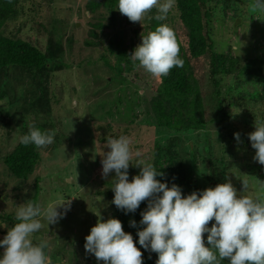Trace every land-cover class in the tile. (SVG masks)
I'll return each instance as SVG.
<instances>
[{
  "label": "rangeland",
  "instance_id": "obj_1",
  "mask_svg": "<svg viewBox=\"0 0 264 264\" xmlns=\"http://www.w3.org/2000/svg\"><path fill=\"white\" fill-rule=\"evenodd\" d=\"M47 1L19 0L16 6L20 14L1 27L3 33H9L11 37L36 43V36L43 37L47 23L58 16L61 19L56 35L60 37L65 50L63 58L66 68L50 75L45 96L47 99L38 96L41 106L34 108V111L24 107L27 99L24 98V83L28 78L24 74L18 75L22 78L21 85L15 89L16 81L11 79L15 75L13 69L0 71V156L10 151L17 141L16 135L28 124H40L43 131H55L53 143L38 148L40 160L27 180L19 182L10 176L0 161V196L3 197L0 200V214L10 213L16 218L19 206L31 203L43 209L60 198L64 201L71 200L70 210L64 218L48 227L47 222L42 220L45 227L32 237L34 244L47 242V254L54 255L51 258L52 264L102 262L87 253L84 244L85 237L97 223V215L100 214L103 218L102 222L107 221L112 218L115 207L112 203L114 192L111 190L115 173L102 177L101 161L104 153L110 150L107 148L109 138L126 136L130 140L133 165L130 164L128 169L129 182L140 173V168L136 167L137 161H142L143 166L152 164L153 156L158 157L154 151V143L162 144L164 150L167 144L175 142L174 149L181 164L178 165L176 161L177 170L171 177L175 180L178 178L179 183H176L182 190V196L192 192L199 194L210 188L211 184L226 183L228 180L238 196L257 194L256 180L264 182V165L253 159L255 149L251 147L248 135L255 131L257 121H264V13L246 11L247 4L253 0L238 1V7L234 8L225 3V0L221 6L214 0L210 1L212 17L209 29L214 50L227 52L228 56L234 55V60H230L234 69L215 77L219 80L218 87L226 102L233 103L229 107L225 105L232 116L227 121V132L221 135L230 142L220 145L216 140L218 132H203L208 133V136L203 137L205 139H202V144L209 141L211 150L207 152V148L199 147L194 153L195 161L192 164L189 162L187 168L186 154L189 152L181 138L175 139L173 135L160 138L162 134L157 135L152 126L139 123L141 113L133 123H129L122 112L117 116L103 115L104 110L109 107L108 103L103 104V100L113 96L118 86L115 81L106 82L113 74L102 58L105 57L109 63L114 60L107 46L112 35L117 33L125 43L131 41L136 45L142 37L153 31L150 26L155 21H158L157 27L161 24L174 27L177 24L175 10L172 8L165 20H157V10L153 9L143 21L132 23L127 22L125 16L120 14L118 5L113 6L114 15L110 20L106 7L100 6L90 13L85 9V0H50L49 4ZM96 22L101 25H92ZM68 38L69 42L66 40ZM86 40L92 44L86 46ZM43 45L44 41L38 43L40 47ZM249 59L255 76L242 73L241 67ZM199 79L203 85L202 94L206 97L211 88H207L205 70ZM207 101L209 107L206 108V117L211 112L209 98ZM107 123L112 129L105 132L104 125ZM13 124L16 132L12 133V139L9 140L6 136L11 133ZM234 133L240 134L239 142L234 138ZM103 135L108 139H102ZM170 157L176 160V155ZM165 162V165L170 164L168 160ZM213 164L218 169L215 176L210 171ZM220 172L223 180L217 177ZM243 183L248 185L245 191ZM57 210L63 211V208ZM18 222L17 219L12 223L0 221L7 225L0 227V240ZM214 223V220L210 221L208 227ZM207 235L208 233L203 234L206 247ZM134 243L139 250L143 249L138 239ZM3 253L4 248L0 247V258ZM222 264H229V261L224 260Z\"/></svg>",
  "mask_w": 264,
  "mask_h": 264
},
{
  "label": "clouds",
  "instance_id": "obj_2",
  "mask_svg": "<svg viewBox=\"0 0 264 264\" xmlns=\"http://www.w3.org/2000/svg\"><path fill=\"white\" fill-rule=\"evenodd\" d=\"M175 3L176 0H118V11L130 22L140 23L156 9L155 19L165 20ZM250 7L253 12L264 13V0H253ZM179 52L174 30L161 24L141 38V44L130 56L147 73L162 78L173 67L183 66ZM233 135L239 142L240 134ZM54 136V130L42 131L31 125L28 134L20 137V143L44 148L53 143ZM248 139L255 149L253 159L264 165V121L256 122L255 131ZM107 144L110 150L101 161L102 177L115 173L112 203L127 214L148 201L139 221L143 228L137 236L141 248L157 254L156 264H222L224 260L229 264H264V182L256 180L254 196H238L229 180L199 194L182 196L179 186L161 183L156 177L164 174L151 164L141 166L142 161L136 163L139 175L129 182L128 169L133 159L130 140L120 136L109 138ZM247 187L243 183L244 191ZM70 205L71 200L60 198L43 209L31 203L17 207L19 222L0 240V247L4 248L0 264H52L45 253L47 242L34 244L32 237L45 227L42 220L47 222V227L58 223ZM61 207L63 211H58ZM213 220L215 223L209 228ZM102 221L100 214L97 215V223L85 237V251L102 261L99 264H143V253L135 246L132 235L123 231L121 221L115 218ZM129 226L137 227V224L130 221ZM0 227L7 225L0 223ZM204 233H208V247Z\"/></svg>",
  "mask_w": 264,
  "mask_h": 264
},
{
  "label": "trees",
  "instance_id": "obj_3",
  "mask_svg": "<svg viewBox=\"0 0 264 264\" xmlns=\"http://www.w3.org/2000/svg\"><path fill=\"white\" fill-rule=\"evenodd\" d=\"M49 1H47L48 4ZM210 1L176 0L173 11L175 10L177 13V24L171 28L176 34L180 45L179 57L184 63L182 67H173L167 76L156 78L140 68L138 61H134L130 54L141 44V41H138L136 45L131 41L125 43L122 38L118 37L117 33L112 35L107 45L109 54L114 56L113 62L109 63L105 57H102L113 74L109 79H106V82L115 81L118 84L113 96L105 101L103 100V104L106 102L109 105L108 109L104 110L105 114L103 115L117 116L122 112L126 115L128 122L133 123L136 116L141 113L142 117L139 123L152 126L157 135L162 134L160 138L171 135L175 139L181 138L184 147L189 152L186 154V168L189 162L192 164L195 161L194 153L199 147L207 148V152L211 150L209 141L202 144V139H205L203 137L208 136V133L204 134L203 132L210 130L218 132L216 140L220 145L230 142L221 135L227 132V121L232 116L228 113L227 106H232L233 103L231 101L226 102L218 87L219 80L215 77L217 74H225V72L234 69L230 61L234 60L232 59L234 55L228 56L227 52L214 50V41L209 29L210 18L212 17ZM214 1L218 6L223 4V0ZM238 1L241 0H225L224 2L234 8L238 7ZM18 2L19 0H0V71L7 68L13 69L15 75L11 79L16 81L15 89L21 85L20 80L22 78L18 75L24 74L28 78L24 83V98H27L24 107L26 110L34 111V108L41 106V99L38 96L47 99L45 96L50 75L55 71L66 68L63 58L65 50L60 37L58 38V35H56L61 18L57 16V19L48 22L43 37L36 36L38 38L36 43L19 37H11L9 33H3L1 27L5 22L15 19L20 14L16 6ZM252 3L253 1H250L247 4L246 11L253 12L250 7ZM115 5H118V0H85V9L90 13H93L100 6L106 7L110 20L113 19L112 8ZM125 20L130 22L126 16ZM157 24L158 21H155L150 28H153L154 31ZM92 25L100 26L101 24L96 22ZM66 40L69 42L70 38ZM43 41L44 45L42 47L38 46V43ZM85 43L86 46L92 44L89 40H86ZM227 46L230 48L229 44ZM251 63V59L246 61L245 65L241 67L242 73L254 74V70H251ZM204 70L208 79L207 88H211L206 97L202 94L203 85L199 79ZM128 94H131V96H128ZM207 98H209L211 104V112L206 117V108L209 107ZM140 107H142L141 110ZM112 109L114 112H112ZM31 125H35L43 131L40 124H28L20 131V134L16 135L17 141L10 151L4 152L0 156L5 171L19 182L25 181L28 175L33 173L40 160L38 148L34 145L25 146L20 143V137L28 134ZM111 129L112 126L108 123L104 125L105 132L111 131ZM15 130L13 124V129L6 138L12 139V133ZM101 138L108 139L105 135ZM188 142L192 144L190 145ZM153 147L158 157L153 156L151 165L164 174L163 176H157L156 179L161 183L168 184L169 187L172 184L178 185V178L175 180L171 177L177 170L176 161L178 165L181 164V159L174 149L175 142L167 144L164 150L159 142L154 143ZM159 154L162 155L159 156ZM165 155L168 157H164ZM174 155H176V160L170 157ZM165 160H168L170 164L165 165ZM210 171L215 176L218 169L213 164ZM217 177L223 180L221 172ZM217 184H211L210 188H214ZM2 199L3 197L0 196V200ZM147 204L148 201L146 200L140 204L135 212L127 214H125V210L118 209L116 206L113 209L112 218L121 221L123 231L126 234H131L133 241L138 239L137 232L143 228L139 221L142 218L141 213L147 209ZM15 219L10 213L0 214V221L5 220L12 223ZM130 221H135L137 227H130ZM47 249L48 247L45 249L46 255L52 258L54 255H48ZM140 251L143 253V264H156L158 259L156 253L145 251V249H140ZM73 252L75 254V251Z\"/></svg>",
  "mask_w": 264,
  "mask_h": 264
}]
</instances>
